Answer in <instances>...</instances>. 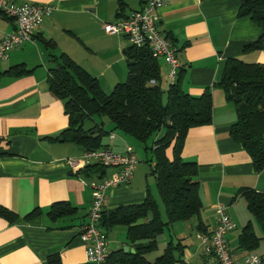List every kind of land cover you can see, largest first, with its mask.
<instances>
[{
  "label": "crops",
  "instance_id": "crops-1",
  "mask_svg": "<svg viewBox=\"0 0 264 264\" xmlns=\"http://www.w3.org/2000/svg\"><path fill=\"white\" fill-rule=\"evenodd\" d=\"M11 1L52 6L55 10L44 19L31 42L13 49L9 58L0 62V205L18 217L14 223L0 217V264H48L52 254H59L62 264H87V247L79 231L88 221L93 199L91 184L119 170L107 168L103 178L84 179L69 167L66 161L81 158L83 150L53 140L68 128L69 119L64 102L49 90L50 70L58 65L55 58L67 55L110 94L128 79L124 52L130 44L124 35H108L103 26L129 18L147 0H124V10L120 0ZM240 6V0H165L160 10L158 28L177 49L185 70L184 90L193 97L202 96L208 89L212 92L213 120L208 126L190 130L182 152L184 161L198 165L201 212L166 229L168 239L165 232L158 237V250L147 255L149 261L160 257L173 242L184 247L182 253H176L182 261L179 264H218L206 252L207 243L201 237L212 236L221 206L235 225L228 241L239 262L248 254L239 249L243 229L251 224L262 237L242 191L264 193V170L257 173L242 144L232 139L236 107L217 87L229 59L264 65V50L246 48L259 40L262 30L249 19L238 18ZM15 28V22L0 13V40ZM159 61L161 85L167 91L171 84L169 66L164 59ZM20 65L31 73L20 78L7 74ZM135 142L119 132L103 141L119 154L125 153L126 145L136 150ZM168 156L172 158V150ZM140 164L141 160L128 185L108 192L105 212L141 204L148 192L158 202L147 170ZM57 203L70 204L77 209L76 215L52 220L49 212ZM37 209L41 215L26 221L25 217ZM160 211L166 220L165 210V215L161 207ZM101 229L108 236L109 254L125 247L132 249L126 226ZM253 253L264 259V238Z\"/></svg>",
  "mask_w": 264,
  "mask_h": 264
},
{
  "label": "trees",
  "instance_id": "trees-1",
  "mask_svg": "<svg viewBox=\"0 0 264 264\" xmlns=\"http://www.w3.org/2000/svg\"><path fill=\"white\" fill-rule=\"evenodd\" d=\"M239 19H249L262 30L259 40L246 47L264 50V0H240ZM126 3L120 0L121 10ZM169 38V37H167ZM48 46H52L48 43ZM246 49V50H247ZM129 76L126 82L115 86L106 94L98 80L67 55L55 58L57 67L50 70L49 90L64 102L69 126L58 137L59 143L74 144L83 152L107 148L103 141L113 132L135 140L146 153L152 154L151 175L155 178L157 192L164 207L163 220L158 202L148 192L141 204L120 206L104 211L100 226L112 229L123 225L128 228L127 241L135 253L124 249L109 254L105 264H179L184 247L170 242L164 253L149 261L147 255L158 250V237L178 222L198 216L202 209L199 194L198 165L182 159V152L193 128L208 126L213 120V97L208 89L202 96L193 97L184 90L182 68L177 81L163 90L161 65L149 46L138 48L129 45L125 52ZM31 71L20 65L7 72L11 77L27 76ZM156 85H151V81ZM217 87L224 91L227 102L236 107L237 122L230 135L239 142L252 159L257 173L264 170V65L229 59ZM96 117H107L113 125L106 130ZM94 122L92 126L90 123ZM161 134V135H160ZM160 135V136H158ZM158 136L150 145L153 137ZM2 139H0V142ZM172 150V158L168 151ZM104 166L88 165L76 175L84 179L103 178ZM249 212L252 214L262 237L254 227L247 225L239 238V249L248 254L257 250L264 238V193L245 189L242 191ZM149 212L153 220H149ZM77 209L67 203L53 205L49 216L52 220L74 216ZM41 215L37 209L25 220L33 221ZM0 217L10 223L18 220L13 212L0 205ZM82 227V226H81ZM263 259V258H262ZM264 260V259H263ZM48 264H62L59 254L48 257ZM92 264V263H87Z\"/></svg>",
  "mask_w": 264,
  "mask_h": 264
},
{
  "label": "built area",
  "instance_id": "built-area-1",
  "mask_svg": "<svg viewBox=\"0 0 264 264\" xmlns=\"http://www.w3.org/2000/svg\"><path fill=\"white\" fill-rule=\"evenodd\" d=\"M165 0H147L142 9L134 12L129 18L104 24L108 35H124L129 44L138 48L149 46L153 54L164 59L169 66L168 78L170 85L177 79L182 65L177 49L161 34L158 28L160 10ZM52 6H42L33 3H15L11 0H0V13L15 22L16 28L8 36L0 40V62L9 58V53L33 40L34 33L44 19L52 15ZM156 85V81H151ZM113 139L114 136H111ZM124 154L114 152L111 148H100L83 152L79 159H68L69 167L78 172L88 165L99 164L106 168H117L118 173L100 182L92 183V205L88 221L80 227L79 236L86 245L87 260L92 264H102L109 256V241L107 234L101 229V220L105 210L107 194L110 190L128 185L140 160L136 150L126 145ZM235 225L226 208H219L217 226L210 238L201 237L207 243L206 252L213 255L218 264H264L257 254H247L242 262L233 255L229 245L228 235Z\"/></svg>",
  "mask_w": 264,
  "mask_h": 264
},
{
  "label": "rangeland",
  "instance_id": "rangeland-1",
  "mask_svg": "<svg viewBox=\"0 0 264 264\" xmlns=\"http://www.w3.org/2000/svg\"><path fill=\"white\" fill-rule=\"evenodd\" d=\"M96 120L98 122H103L104 123V127L106 130H111V128L113 127V125L111 124V122L109 121V119L107 117H96ZM161 135V134H160ZM158 135V136H160ZM153 137V139L150 141V145L152 144V142L158 137ZM135 146H136V153L138 155V158H140L141 160V164L143 166V168H145L147 170V176H148V180H149V183L152 184V187H153V194L154 196L156 197V199L158 200V202L160 203V207H161V210L164 214V207L163 205L161 204V201H160V198H159V195H158V192H157V189L156 187L154 186V183L155 182V178L151 175V170H152V167H151V159H152V154L150 151H148V153H146V151L144 150L143 147H141L137 142H135ZM165 215V214H164ZM165 237L168 239L169 237V233L168 231L165 232ZM164 243L161 241V247Z\"/></svg>",
  "mask_w": 264,
  "mask_h": 264
},
{
  "label": "water",
  "instance_id": "water-1",
  "mask_svg": "<svg viewBox=\"0 0 264 264\" xmlns=\"http://www.w3.org/2000/svg\"><path fill=\"white\" fill-rule=\"evenodd\" d=\"M148 215H149V220H150V221L153 220V213H152V212H149ZM124 251H125V252H129V251H130V252L133 253V254L135 253V250L130 249L129 247H125V248H124Z\"/></svg>",
  "mask_w": 264,
  "mask_h": 264
}]
</instances>
